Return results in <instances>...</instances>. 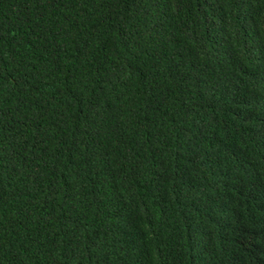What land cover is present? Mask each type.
Here are the masks:
<instances>
[{
  "label": "trees",
  "instance_id": "1",
  "mask_svg": "<svg viewBox=\"0 0 264 264\" xmlns=\"http://www.w3.org/2000/svg\"><path fill=\"white\" fill-rule=\"evenodd\" d=\"M0 264H264V0H0Z\"/></svg>",
  "mask_w": 264,
  "mask_h": 264
}]
</instances>
